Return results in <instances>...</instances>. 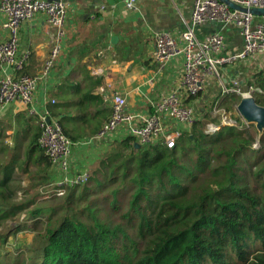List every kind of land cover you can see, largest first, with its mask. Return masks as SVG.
Segmentation results:
<instances>
[{"label": "trees", "instance_id": "obj_1", "mask_svg": "<svg viewBox=\"0 0 264 264\" xmlns=\"http://www.w3.org/2000/svg\"><path fill=\"white\" fill-rule=\"evenodd\" d=\"M84 79L86 90L48 106L74 142L97 135L112 112L97 91L103 79L88 70ZM253 82L264 106V67ZM207 121L182 132L173 148L116 140L90 164L84 184L58 197L38 118L17 115L20 130L33 133L23 156L0 159V264H264V132L222 126L207 134ZM12 127L0 122V152ZM24 175L30 189L46 184L45 192L17 201ZM41 197L55 202L47 215Z\"/></svg>", "mask_w": 264, "mask_h": 264}, {"label": "built area", "instance_id": "obj_2", "mask_svg": "<svg viewBox=\"0 0 264 264\" xmlns=\"http://www.w3.org/2000/svg\"><path fill=\"white\" fill-rule=\"evenodd\" d=\"M123 1L128 9L137 8V0ZM228 1L241 9L231 8L222 0H193L190 20L185 22L186 27L179 36L163 31L154 34L153 57L159 68L181 58L182 75L177 89L153 102L148 114L129 112L125 94L112 89V112L102 130L96 136L74 142L65 134L59 118L49 111V104H54L56 100L36 96L40 82L52 76L60 59L64 24L69 15L68 0H0V13L4 16L2 27L7 34V38L0 43V107L18 103L25 107L29 115L38 118L41 130L38 142L56 176L51 183V196H65L68 188L84 184L89 178L91 159L84 157L83 153L87 150L93 152L99 146L106 147L119 134L135 137L140 145L161 142L169 148L175 147L180 134L190 130L200 119L195 103L188 100L195 101L211 78L217 79L225 94L242 97L248 94L251 97L262 91L256 85H249L243 90L237 80L229 84L222 72L225 66L237 61L264 57V14L250 12L254 8H264V0ZM38 14L45 16L51 28V48L39 75L31 76L24 71L31 51L21 47L20 30L23 22ZM205 24H214L219 28L200 38L196 28ZM231 25L239 30L243 49L234 56H226L222 54L226 48L224 30ZM99 73L100 69L93 70V74ZM232 115L231 111L217 106L212 113L214 120L206 123L205 132L214 134L222 126L252 130V123ZM258 144L256 142L254 148Z\"/></svg>", "mask_w": 264, "mask_h": 264}, {"label": "crops", "instance_id": "obj_3", "mask_svg": "<svg viewBox=\"0 0 264 264\" xmlns=\"http://www.w3.org/2000/svg\"><path fill=\"white\" fill-rule=\"evenodd\" d=\"M68 3L69 15L66 21L69 34L66 37L64 30L60 59L52 76L47 81L40 82L37 97L46 96L60 101L58 97L63 98L65 94L67 96L68 92L86 90L87 83L84 78L88 70L91 76L103 79V85L97 91L105 97L109 109L112 108L111 91L115 89L125 94L129 112L148 114L152 110L153 102L179 87L182 75L181 58L173 59L163 68H159L153 57L154 34L163 31L179 36L186 27L185 22L190 20L193 0H137L135 10L128 9L123 0H68ZM3 20L4 16L0 13V43L7 38L2 27ZM218 28L214 24H205L196 28V34L204 38ZM224 32L226 48L222 54L234 56L243 49V38L236 26L231 25ZM20 43L22 48L31 51L24 71L31 76L39 75L51 48V28L43 14L22 23ZM253 64L261 66L255 71L259 72L264 67V57H250L225 66L222 76L229 84L238 80L243 86L244 77ZM94 69H100V73L93 74ZM247 76L250 77V74ZM252 82L248 81L244 85H253ZM210 85L212 82L204 91L209 92L207 89H211ZM188 102L197 103V99ZM202 110L204 108L200 111ZM22 112L30 116L25 107L18 103L0 107V122L13 126L7 130L11 146L14 142L10 139H15L19 130L16 116ZM75 113L76 109L73 111ZM94 114L95 108L92 107L86 112L87 116ZM123 137L126 135L119 134L106 147L99 146L93 152L96 155V152L107 149ZM54 177L56 178L53 172Z\"/></svg>", "mask_w": 264, "mask_h": 264}, {"label": "rangeland", "instance_id": "obj_4", "mask_svg": "<svg viewBox=\"0 0 264 264\" xmlns=\"http://www.w3.org/2000/svg\"><path fill=\"white\" fill-rule=\"evenodd\" d=\"M64 30H65V35L67 37V35L69 34V29H68V25H67V21L66 23L64 24ZM67 30V32H66ZM63 50V49H62ZM61 50V52H62ZM179 58V57H178ZM260 64V63H259ZM261 68L260 65L258 64H253L250 66L249 68V73L250 74V77L245 75V83L246 84L248 81L249 82H252L254 79H255V74H257L255 71H258L259 69ZM238 81V80H237ZM212 82V85L211 86V89H207V90H210L209 92H205V94H203V92L198 96L197 98V103H195V107H196V110L199 112V118L201 120H203L204 122H206L207 120L210 121V119L206 117V113L207 112H211L214 113V110L217 106H221L223 107L224 109L226 110H229L232 112V116L233 117H238L240 120L243 119V120H246L243 116H239L237 112V109L241 103V100H242V96H240L239 94H236L238 95V98L237 99H232V95L233 93H230V94H225L222 92V89L219 85V83L217 82V79L216 78H211V81ZM255 82V81H254ZM253 82V83H254ZM242 86V89L245 90L247 89L248 86L244 85ZM255 84V83H254ZM209 88V87H208ZM247 91V90H246ZM252 97H255L253 94H252ZM201 108H204V111L202 110V112L200 111ZM207 121V122H208ZM251 125H252V130L251 131H256L259 133V130L261 131L260 133L262 134L264 132V124L262 125H258L257 126V123H255V121H251ZM6 124L8 125H11L10 123H7ZM19 130L17 131L18 134H17V137L14 139H10L12 140L14 143H13V146L10 145V141L7 137H9L7 135V137L3 140L4 141V144L5 146H7L8 148L6 149V151L4 152H0V159H2V161L4 162H8L10 160V158L12 157V155H14V153L16 151H19L20 155H24V152L25 150H27L28 146H29V142H30V139H31V136H32V133L36 130V122L34 121V129H33V132L31 134L26 135L25 133H23L20 128H18ZM259 133V134H260ZM124 138V137H123ZM121 138H119L118 140H120ZM114 143H112L107 149H104V150H101L99 152H96V155L94 152L88 150L86 152H84V156L86 157H89L91 159V164H93L95 162V160L100 157L101 154H103L106 150H109L112 146H113ZM136 147H145V146H139V145H135ZM262 146L260 144L257 145V147H255L254 149H260ZM264 147V146H263ZM95 157V158H94ZM53 179V172L52 170L50 169V178L49 180L52 181L51 183H53L54 181L52 180ZM55 179V177H54ZM29 178L27 175H24V176H21L19 179H18V184H17V197H16V200L17 201H23L24 199L27 201V199H31L33 198L34 196H36V194H38L39 192L40 193H43L45 192V190L47 189V185H43L40 189H30V186H32L31 183H29ZM49 182V181H48ZM53 187V186H52ZM51 187V188H52ZM82 188V186H81ZM48 191V190H47ZM77 193L79 194L81 189H76ZM45 197V196H44ZM44 197H41L40 198V202L37 201V206H41V207H44L45 208V211L43 212L44 215H47L50 210H51V205L52 207H54V203L55 202H50V201H45L43 202V200H48V199H51V198H44ZM65 199V197L63 198V200ZM58 202H61L58 201ZM61 204V203H60ZM60 214V213H59ZM58 214V215H59ZM258 246V245H257Z\"/></svg>", "mask_w": 264, "mask_h": 264}, {"label": "water", "instance_id": "obj_5", "mask_svg": "<svg viewBox=\"0 0 264 264\" xmlns=\"http://www.w3.org/2000/svg\"><path fill=\"white\" fill-rule=\"evenodd\" d=\"M222 1L226 2L231 8L241 9V7L231 3L228 0H222ZM250 12L254 15H262L264 14V8H254ZM237 112H239L238 114L243 116L246 119V121L250 123L251 121H255V123H257V126L264 124V106L259 105L255 97L252 96L250 98L242 97ZM260 132L261 131L259 130V133Z\"/></svg>", "mask_w": 264, "mask_h": 264}, {"label": "bare ground", "instance_id": "obj_6", "mask_svg": "<svg viewBox=\"0 0 264 264\" xmlns=\"http://www.w3.org/2000/svg\"><path fill=\"white\" fill-rule=\"evenodd\" d=\"M245 98H250V95L246 94V95H245Z\"/></svg>", "mask_w": 264, "mask_h": 264}]
</instances>
